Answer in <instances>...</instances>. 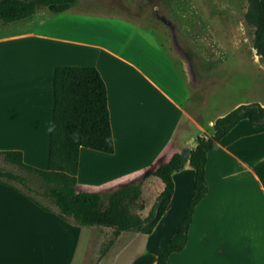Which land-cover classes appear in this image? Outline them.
I'll use <instances>...</instances> for the list:
<instances>
[{"label":"crops","instance_id":"crops-1","mask_svg":"<svg viewBox=\"0 0 264 264\" xmlns=\"http://www.w3.org/2000/svg\"><path fill=\"white\" fill-rule=\"evenodd\" d=\"M71 6L64 12L71 11ZM162 20L165 28H142L141 35L135 29L121 51L76 35L80 28L75 20L54 32L28 30L0 37V150H21L24 161L29 154L31 160L43 159L42 168H46L55 68L97 67L108 89L115 150L109 154L82 147L77 185L84 180L83 161H88L89 155L102 159L100 171L107 182L135 172H142V177L175 152L187 154L184 167L173 175L171 205L155 227L181 195L172 238L194 196V169L188 151L195 147L199 134H213L210 129L215 120L242 102L228 105L227 88L214 89L212 76L197 65L198 59L207 57L196 58L200 51L193 45L189 52L183 51L187 42L178 43L171 20ZM24 41L39 42L41 53L23 55L22 50L32 49L23 45ZM16 44L22 46L14 48L18 56L5 58L8 46ZM186 177L190 186L180 189L178 180ZM206 177L208 193L195 208L188 242L182 251L171 254L170 264H264V127L240 121L208 153ZM163 188L158 177L150 176L143 191L153 192L154 204ZM153 204L145 203L144 217ZM76 225L71 218L44 210L0 183V264H62V258L53 253L67 251L70 239L76 242L75 247L94 250L85 248V241L88 246L91 240L100 244L102 228ZM94 227L98 232L90 240L86 233ZM122 234L103 253L100 245L94 250V264L103 263Z\"/></svg>","mask_w":264,"mask_h":264},{"label":"trees","instance_id":"trees-1","mask_svg":"<svg viewBox=\"0 0 264 264\" xmlns=\"http://www.w3.org/2000/svg\"><path fill=\"white\" fill-rule=\"evenodd\" d=\"M76 1L0 0V20L3 23L20 21L34 15L41 7L62 12ZM247 3L245 19L253 29V47L264 65V0H247ZM53 91L46 168L26 163L21 150H0V158L5 163L25 173L0 166V183L17 188L42 209L53 211L30 192L42 194L57 207L56 212L61 218H71L82 226L110 228L112 234L103 252L123 231L151 234L171 205L175 191L173 175L186 163L183 153L175 152L168 161L159 163L140 179L111 191H77L80 149L85 147L109 154L115 150L108 89L95 66L59 65L55 68ZM242 120H248L255 127H264V105L259 102L242 103L215 120L213 134L204 132L197 136L196 145L188 157L194 169V196L189 200L175 234L152 264H170L171 254L185 248L195 208L209 189L206 177L208 153ZM150 176L158 177L164 188L154 207L144 217L143 186ZM35 180L40 182L42 191L32 186Z\"/></svg>","mask_w":264,"mask_h":264},{"label":"rangeland","instance_id":"rangeland-1","mask_svg":"<svg viewBox=\"0 0 264 264\" xmlns=\"http://www.w3.org/2000/svg\"><path fill=\"white\" fill-rule=\"evenodd\" d=\"M247 6V0H78L72 4L71 11L68 12H53L47 7H41L38 12L25 20L10 23H3L0 20V37L28 30L54 32V29H60L68 20H75L79 23L80 28L75 30L76 35L82 39L88 37L98 40L121 51L124 43L130 40L133 33L141 35L142 28L147 29L155 26L165 28L166 25L162 19L167 17L173 23V34L176 41L180 44L187 42V46L182 45V50L189 52L190 46L193 45L200 51L196 58L204 57V55L207 57L205 61L198 59L197 65L212 76L214 89L227 88L230 95L229 106L236 101L263 104L264 65L253 47V29L245 19ZM142 20H144L143 23ZM135 29L136 31L133 32ZM160 34L164 36L166 33L159 32L158 35ZM23 45L26 47L30 45L32 48L31 52L27 49L22 50L25 56H37L41 53V49H37L39 46L37 41H28L26 44L24 41ZM21 47L19 44L9 45L7 50L4 49V57L18 56L17 50L14 48L20 49ZM210 130L213 133V129ZM37 159L38 161L31 160L28 154L25 162L42 168L43 159ZM101 163L102 159L97 155H89L88 161L87 158L83 161L84 172L81 177L84 180H80L76 186L77 191L103 193L130 181H136L142 175V172H135L104 182V175L100 171ZM0 166L25 174L15 166L5 163L1 158ZM178 181L180 189H188L190 186L188 177L180 178ZM16 185L20 187L19 184ZM32 186L42 191L38 180L32 181ZM13 188L20 192L17 188ZM25 190L27 191V189ZM30 193L40 202L57 211V207L42 194L35 191ZM143 195L145 203L147 202L148 206L152 205L153 192L145 189ZM181 203L180 195L174 208L169 211L159 227L155 228L148 236L142 232L123 231L117 245L102 264L155 263L171 238L172 224L180 210ZM154 205L155 203L152 208ZM85 228L90 227L85 226ZM97 230L94 227L86 233L90 240L94 238ZM100 230V244L91 240L88 246V242L85 241V248L89 247L95 250L100 245L103 253L112 231L110 228ZM70 237H73L72 234ZM75 244L76 242L70 239L67 251L63 250L59 254H53L59 260L62 258V264H94L96 262L97 255L95 256L93 253L94 250L84 249L80 245L75 247ZM49 263L58 264L55 261Z\"/></svg>","mask_w":264,"mask_h":264},{"label":"water","instance_id":"water-1","mask_svg":"<svg viewBox=\"0 0 264 264\" xmlns=\"http://www.w3.org/2000/svg\"><path fill=\"white\" fill-rule=\"evenodd\" d=\"M256 51V50H255ZM190 153V151H188V154ZM184 158L187 159V154H183Z\"/></svg>","mask_w":264,"mask_h":264}]
</instances>
